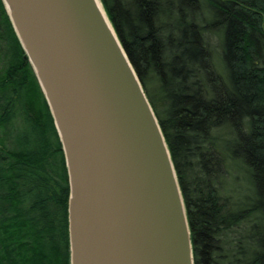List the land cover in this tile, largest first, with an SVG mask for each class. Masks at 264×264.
Masks as SVG:
<instances>
[{"label": "trees", "instance_id": "obj_1", "mask_svg": "<svg viewBox=\"0 0 264 264\" xmlns=\"http://www.w3.org/2000/svg\"><path fill=\"white\" fill-rule=\"evenodd\" d=\"M101 2L168 145L194 264H264V0ZM231 163L252 190L243 200L225 183ZM70 194L54 118L0 0V264H71Z\"/></svg>", "mask_w": 264, "mask_h": 264}, {"label": "water", "instance_id": "obj_2", "mask_svg": "<svg viewBox=\"0 0 264 264\" xmlns=\"http://www.w3.org/2000/svg\"><path fill=\"white\" fill-rule=\"evenodd\" d=\"M3 2L63 145L71 264H194L168 145L101 0Z\"/></svg>", "mask_w": 264, "mask_h": 264}, {"label": "rangeland", "instance_id": "obj_3", "mask_svg": "<svg viewBox=\"0 0 264 264\" xmlns=\"http://www.w3.org/2000/svg\"><path fill=\"white\" fill-rule=\"evenodd\" d=\"M211 47L213 49L214 52V57H213V61L214 64L216 66V69L219 70L220 72H222V61H221V57L219 56L220 54V43H221V39L219 35H212L211 36ZM229 167V174L226 177V181L225 183L230 184L229 186L232 187L233 182L236 181L238 193H239V197L240 199H245L246 197H249L252 195V190L250 188V185L248 183V179L246 176L245 171L239 166L237 165V163H231L228 165ZM231 190V189H230ZM230 195H237L236 193H234L233 191L231 193H229Z\"/></svg>", "mask_w": 264, "mask_h": 264}, {"label": "bare ground", "instance_id": "obj_4", "mask_svg": "<svg viewBox=\"0 0 264 264\" xmlns=\"http://www.w3.org/2000/svg\"><path fill=\"white\" fill-rule=\"evenodd\" d=\"M97 2L99 4L100 8H102V10H103V7H102V4H101L100 0H97Z\"/></svg>", "mask_w": 264, "mask_h": 264}]
</instances>
